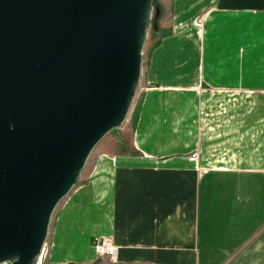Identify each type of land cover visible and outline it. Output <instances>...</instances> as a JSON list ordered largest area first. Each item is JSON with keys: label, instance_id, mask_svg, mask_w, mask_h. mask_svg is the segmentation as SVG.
Returning <instances> with one entry per match:
<instances>
[{"label": "crops", "instance_id": "crops-1", "mask_svg": "<svg viewBox=\"0 0 264 264\" xmlns=\"http://www.w3.org/2000/svg\"><path fill=\"white\" fill-rule=\"evenodd\" d=\"M162 2L181 71L155 49L131 136L102 145L56 205L43 264H94V238L117 247L108 264H264V0ZM178 82L188 122L174 134L173 107L150 94Z\"/></svg>", "mask_w": 264, "mask_h": 264}, {"label": "water", "instance_id": "water-1", "mask_svg": "<svg viewBox=\"0 0 264 264\" xmlns=\"http://www.w3.org/2000/svg\"><path fill=\"white\" fill-rule=\"evenodd\" d=\"M0 0V264H34L52 212L124 121L153 0Z\"/></svg>", "mask_w": 264, "mask_h": 264}, {"label": "rangeland", "instance_id": "rangeland-1", "mask_svg": "<svg viewBox=\"0 0 264 264\" xmlns=\"http://www.w3.org/2000/svg\"><path fill=\"white\" fill-rule=\"evenodd\" d=\"M153 8L149 17V27L147 31V38L145 40L143 49H142V56H141V65H140V75L139 79L136 82L134 86V93L131 98L130 107L127 111V115L123 121V123L116 129L108 132L97 144V146L91 151L89 154L85 165L82 169V172L77 179L75 185L73 188L78 187L80 184H82L83 174L88 171L91 168H94L96 166L97 161L99 159V156L102 154V145H105L106 143L118 141V138H125L130 137L133 131V122L134 118L136 117V107L140 105L142 101V93L144 90H149L150 88L155 87L153 84H149L146 82V75L150 67V63L153 58V54L155 49L163 44L161 55L163 54V58L167 59L166 65L169 68V72L171 73H178L181 71V59H182V50H181V40L177 38L176 29L172 24L169 23L171 19V15L169 11H166L165 7L163 8V2L162 0H153ZM206 14V12L200 13L195 18V25H197L198 21L203 19V16ZM179 34V33H178ZM171 36L173 38H171ZM176 36V37H175ZM167 39V40H166ZM162 40H166L165 42H162ZM169 41V48L164 52L166 49V43ZM159 51V50H158ZM157 51V52H158ZM160 56V55H159ZM158 56V57H159ZM165 64V63H163ZM180 82L174 84L178 87H167L165 89H169L167 91L162 90V92L157 90H152L150 96H152V102H154L157 106L167 107V111L169 112L170 109L173 107V117H176L178 119H174L173 121L176 123L173 128V133L180 134L181 127L186 128L187 120H184L185 113L183 111V107L186 103V93H182L181 87H179ZM136 87V88H135ZM158 88V87H157ZM164 88V87H159ZM155 105V106H156ZM201 109L199 111V114H195V117L193 121L191 122H197L199 123V128L202 129V123L204 119L205 121L211 122V115H204L201 113ZM165 116V115H164ZM205 116L207 118H205ZM182 118V119H181ZM184 123V125H183ZM183 125V126H182ZM206 127V125H204ZM177 128L179 131H177ZM199 129V130H200ZM167 130V129H166ZM206 131L209 133H212V130L210 128H206ZM200 133V132H199ZM177 134V136H178ZM106 147V146H105ZM109 148V147H108ZM106 150V149H105ZM211 148L204 150V155H207L210 157L209 153H211ZM207 166L210 165L208 163H205ZM50 235V230L48 231ZM48 239H46L47 248H49ZM48 253V251H47ZM28 264H32V262H29ZM94 264H108V262L104 258H96Z\"/></svg>", "mask_w": 264, "mask_h": 264}, {"label": "built area", "instance_id": "built-area-1", "mask_svg": "<svg viewBox=\"0 0 264 264\" xmlns=\"http://www.w3.org/2000/svg\"><path fill=\"white\" fill-rule=\"evenodd\" d=\"M197 160V153L193 152L189 157V162H195ZM92 250L96 258H107L110 261H115L117 255V247L113 244L110 238H94L92 241ZM47 243L44 241L40 253L36 258L34 264H43L47 256ZM2 264H9L4 262Z\"/></svg>", "mask_w": 264, "mask_h": 264}, {"label": "bare ground", "instance_id": "bare-ground-1", "mask_svg": "<svg viewBox=\"0 0 264 264\" xmlns=\"http://www.w3.org/2000/svg\"><path fill=\"white\" fill-rule=\"evenodd\" d=\"M145 1H146V0H141V1H140V7H143V5L145 4ZM126 115H127V114H126Z\"/></svg>", "mask_w": 264, "mask_h": 264}]
</instances>
